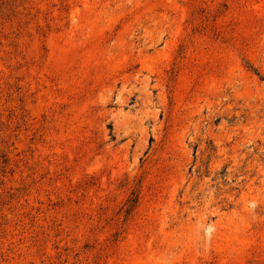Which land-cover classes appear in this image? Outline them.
<instances>
[{
  "label": "rangeland",
  "instance_id": "374dc122",
  "mask_svg": "<svg viewBox=\"0 0 264 264\" xmlns=\"http://www.w3.org/2000/svg\"><path fill=\"white\" fill-rule=\"evenodd\" d=\"M0 264H264V0H0Z\"/></svg>",
  "mask_w": 264,
  "mask_h": 264
}]
</instances>
